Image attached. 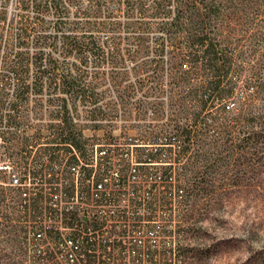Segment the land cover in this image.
Here are the masks:
<instances>
[{"label":"trees","instance_id":"obj_1","mask_svg":"<svg viewBox=\"0 0 264 264\" xmlns=\"http://www.w3.org/2000/svg\"><path fill=\"white\" fill-rule=\"evenodd\" d=\"M224 1L15 0L19 9L17 20L0 14V23L6 25L5 31L0 32V42H4L0 43L1 142L7 145L36 136L78 144L84 130L93 135L100 131L104 139L131 137L127 133L113 135L112 127L117 120L114 110L125 111L131 104L137 105L138 112L159 109L160 103L149 97L164 89L175 97L187 89L180 99L173 98L168 105L182 110L187 104L192 105L194 116L182 119L175 137L165 133L163 138L182 144L195 143L205 131L187 127L199 126L204 120L202 112L214 101L224 108L236 84L228 78L232 64L226 58L216 57L215 39L210 36L214 17L224 13ZM167 2H172V9L166 8ZM134 11L140 14L142 21L130 20ZM117 12L124 21L106 20L115 17ZM120 29L127 33L124 37L127 51L119 48L121 43H116L114 34ZM132 29L159 32L162 34L157 38L160 43L151 48L145 38L132 37ZM105 30L113 34L109 43L114 46L111 50L105 49L108 43H101L98 37V33ZM127 57L134 62L129 70L124 68ZM220 71L223 73L218 74ZM193 73L199 75L194 85L190 83ZM7 74L11 75L9 81ZM106 77H110L112 85L105 86ZM128 77H133L132 82H126ZM252 82L256 86L260 84L258 80ZM107 89L119 94L115 101L105 98ZM133 91H143L145 98L132 103L128 96ZM42 93L52 97L27 99L30 94ZM9 94L12 99L7 98ZM29 104H32L30 110L43 106L53 110L31 118L42 122L45 128L22 136L19 128L30 119L21 111L28 110ZM8 108L13 112L3 113ZM180 148L178 160L189 151ZM11 154L9 157L13 156ZM151 155L156 157L157 153ZM2 196L0 188V203Z\"/></svg>","mask_w":264,"mask_h":264},{"label":"rangeland","instance_id":"obj_2","mask_svg":"<svg viewBox=\"0 0 264 264\" xmlns=\"http://www.w3.org/2000/svg\"><path fill=\"white\" fill-rule=\"evenodd\" d=\"M224 2V13L214 17L210 36L215 39L216 57L226 58L232 64L228 78L236 84L233 96L225 102L224 108L214 101L209 109L202 112L204 120L199 126L187 127L194 131L204 129L205 134L198 141L166 143L163 138L165 133H171L168 137H175L182 119L194 116L192 105L187 104L185 110L176 106L172 109L168 105L173 98L180 99L188 92L187 89L175 97L166 89L149 97V100L160 103L159 109L138 112L135 109L137 105L131 104L125 111L117 109L113 112L117 119L112 127L113 135L127 133L133 138V141L119 140L114 144L118 148L131 149L134 160L144 158L137 152L141 147L171 149L161 158L165 160L162 165L171 167V185L183 189L182 219L176 231L182 246L183 264H264V0ZM166 8L172 9V2H167ZM1 13L7 19L17 20L19 9L15 0H0ZM106 20L122 22L124 18L117 12L115 17ZM130 20L138 22L142 18L134 11ZM5 29L6 25L0 23V32ZM98 34L101 43H108L104 45L105 49L114 48L109 44L112 33L105 30ZM126 34L123 29L114 34L116 43H121L119 48L124 51L128 49L124 42ZM130 35L145 38V43H149L151 48L160 43L157 38L162 36L159 32L139 29H132ZM133 65V60L127 57L124 68L129 70ZM183 69L188 70L187 67ZM5 76L6 80L11 79V75ZM197 76L191 74V84L198 83L194 81ZM126 79L129 83L133 77ZM252 80H258L260 84L256 86ZM104 84L112 85L110 77L104 79ZM118 96L115 90H106V99L115 101ZM49 97L52 96L44 93L30 94L27 99L46 100ZM7 98L13 97L9 94ZM128 98L133 103L145 98V94L133 91ZM31 106L29 104L28 110L21 111L30 119L27 125L19 128L22 136L45 128L42 122L31 118L53 110L49 106L30 110ZM113 107L118 108L116 105ZM12 112L9 108L3 111L7 114ZM101 133L99 131L95 135L101 137ZM140 135L149 137L150 141H140ZM153 137H157L156 141H152ZM27 142L18 139L7 145L0 143V159L17 162L20 156L15 153ZM180 147L189 151L177 160L175 154ZM10 154L14 157L6 158ZM4 181L5 174L0 173L3 192L0 203V264H24V229L17 211L18 195L13 188L4 185Z\"/></svg>","mask_w":264,"mask_h":264},{"label":"built area","instance_id":"obj_3","mask_svg":"<svg viewBox=\"0 0 264 264\" xmlns=\"http://www.w3.org/2000/svg\"><path fill=\"white\" fill-rule=\"evenodd\" d=\"M85 132L78 144L33 136L17 162L0 159L4 185L18 195L24 264H183V189L161 158L171 149L141 147L136 161L114 144L132 137Z\"/></svg>","mask_w":264,"mask_h":264}]
</instances>
